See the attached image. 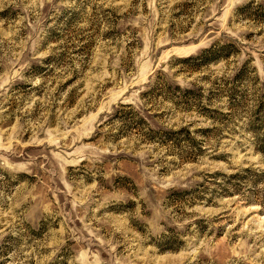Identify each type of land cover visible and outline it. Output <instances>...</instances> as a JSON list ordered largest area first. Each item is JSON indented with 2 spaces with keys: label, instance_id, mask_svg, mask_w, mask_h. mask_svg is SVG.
<instances>
[{
  "label": "rangeland",
  "instance_id": "374dc122",
  "mask_svg": "<svg viewBox=\"0 0 264 264\" xmlns=\"http://www.w3.org/2000/svg\"><path fill=\"white\" fill-rule=\"evenodd\" d=\"M262 137L264 0H0V264H264Z\"/></svg>",
  "mask_w": 264,
  "mask_h": 264
},
{
  "label": "trees",
  "instance_id": "16d2710c",
  "mask_svg": "<svg viewBox=\"0 0 264 264\" xmlns=\"http://www.w3.org/2000/svg\"><path fill=\"white\" fill-rule=\"evenodd\" d=\"M258 150L264 153V137L259 139ZM247 171H251V169H247Z\"/></svg>",
  "mask_w": 264,
  "mask_h": 264
}]
</instances>
